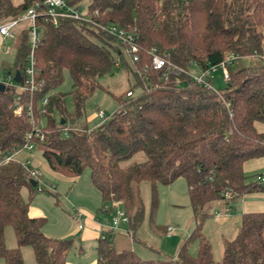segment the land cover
I'll list each match as a JSON object with an SVG mask.
<instances>
[{"label":"trees","instance_id":"trees-1","mask_svg":"<svg viewBox=\"0 0 264 264\" xmlns=\"http://www.w3.org/2000/svg\"><path fill=\"white\" fill-rule=\"evenodd\" d=\"M38 1L0 0V23L18 19ZM65 1L87 20L61 18L56 26L45 16L37 20L41 38L33 57L36 81L43 85L34 95H21L22 103L31 104L34 124L46 121L40 126L44 140H35V148L54 173L76 178L89 170L102 202L122 205L131 231L144 217L140 199L137 203L134 198V185L150 184L154 217L157 186L168 187L182 179L193 213V230L176 259L144 260L133 251L118 252L108 240L100 239L96 264H264V213L241 215L237 234L224 243L220 261L214 259L203 234L214 205L229 207L245 195L264 193V182L258 180L261 174L249 179L243 173L245 162L264 157V134L255 129V123L264 124V0ZM84 1L87 5L82 8ZM21 25L14 64L3 73L18 72L16 85L24 84L30 52L29 28ZM112 26L133 36L136 63L127 57L126 45L107 32ZM153 50L183 72L153 70ZM228 56L237 58L225 64L226 86L221 91L213 90L212 73L206 78L211 88L188 74L191 66L204 71L218 67ZM246 59L252 63L232 67ZM117 70L126 74L130 84L119 96L110 94L117 111L89 130L85 105L96 91L106 92L100 79ZM64 72L72 82L67 95L58 91ZM128 92L132 97L127 98ZM14 96L12 88L0 92V156L22 148L32 130L25 110L15 115ZM66 96L72 101L70 112ZM43 99L46 112L40 115ZM66 126L73 129L68 137L62 134ZM137 154H143L144 161L125 167ZM30 181L21 163L0 167V260L23 264L21 251L29 247L36 264H66L73 241L45 236L46 219L29 216L38 188ZM24 188L27 201L21 194ZM7 227L16 238L12 249L5 245Z\"/></svg>","mask_w":264,"mask_h":264},{"label":"crops","instance_id":"crops-1","mask_svg":"<svg viewBox=\"0 0 264 264\" xmlns=\"http://www.w3.org/2000/svg\"><path fill=\"white\" fill-rule=\"evenodd\" d=\"M19 30L20 29H17L16 32L14 31L15 37L17 36ZM15 37L13 39L0 37V52L6 51V44H4V42L13 41L15 40ZM14 59L15 57H12L11 59L5 60L3 63H0V78L3 76V73L12 68ZM95 119V127H97L98 121L96 117ZM42 123L43 120L40 124L42 125ZM255 129L259 134H264V124L255 123ZM36 150H38L37 147L30 152L20 153L16 157V161L13 163L19 165V163L28 160L31 166L41 172L40 174H42V179H44V181L49 180L55 182L57 184V188L62 190V192H65L66 206L69 208V213L64 214L65 216L62 217L59 216L51 223L48 222L43 228V234L53 239H72L73 249L67 256L66 264H96V254L93 256V260H81L80 258L84 251L83 249H95L97 242L102 237H105V239L111 243L116 251L120 252L129 250L135 252L138 255L136 252L137 246L135 245V231H131L129 224L120 225L118 230H112L111 228L114 211L117 208H122V205L117 203H103L98 191L91 184L89 172H83L82 174L85 176H82L81 174L76 178H67L60 174L54 173L51 171L45 161L43 163L40 162L39 155L32 157V154H35ZM21 154H23L22 159L19 157ZM39 154L42 155V152L40 151ZM20 159L22 161H20ZM243 173L249 179H254L257 175L264 173V157L245 162L243 164ZM180 180L182 179L177 181ZM182 181L183 182H177V184L175 182L166 188L172 189L178 185L180 192H182L183 195L186 194V196H188L186 183L184 180ZM25 189L28 192V189ZM53 197H55L56 204L58 205L59 202L57 197ZM40 198V196L38 198L36 197L30 203L29 216L32 218H44V216H46L48 208L44 205L42 200H39ZM212 213L213 217L206 220L203 225V234L211 243L214 256V250L216 246L220 247L223 252L224 243L235 238L242 214L264 213V193L245 195L244 197L232 202L229 207H225V205L222 203H217L214 205ZM193 227L194 222L192 227L187 230V233L179 239L178 250L174 257L169 258L164 255L162 258L155 259L152 257L144 258L143 256H138L144 260L176 259L181 245L189 237ZM168 228L172 227L168 226L166 228L164 231V236L168 240H171L173 237H175L177 230L172 228L173 232L169 234ZM8 246L9 249H11V247H16L13 245V242H9ZM195 251V247L190 249L191 254H194ZM76 254L79 257H77ZM70 255H73V259L77 261V263H75L74 260L69 262ZM218 256H222V254L218 252ZM214 259L218 260L216 259V255L214 256ZM0 264L2 263L0 262Z\"/></svg>","mask_w":264,"mask_h":264},{"label":"rangeland","instance_id":"rangeland-1","mask_svg":"<svg viewBox=\"0 0 264 264\" xmlns=\"http://www.w3.org/2000/svg\"><path fill=\"white\" fill-rule=\"evenodd\" d=\"M87 2L84 1L81 4L82 8H85ZM82 10V9H81ZM28 26L27 23H23L21 25ZM19 29V26L15 29ZM6 41V51L0 52V63H3L7 59H11L15 57V50H16V41ZM252 62H249L248 59L241 60L233 63L232 67L237 68L241 67L242 65H247ZM201 69L196 66H191L188 70V74L192 79H198L201 77ZM210 80L212 83L213 90L215 92L221 91L226 86V81L223 79L222 71L217 70L211 74ZM101 85L106 89L104 91H96L94 95L87 101L85 105V110L87 114V126L89 130L95 128L96 123V113L97 111L101 110L105 113L106 116H112L118 109L117 104L113 97L119 96L120 94L124 93L128 88L130 82H128V77L122 71H114L113 74L107 75L100 79ZM71 79L68 72H64V81L62 85L58 88V91L61 94L67 95L71 89ZM67 110L70 112L72 109V101L70 96H66L65 99ZM52 116L58 120L59 115L56 112L52 113ZM45 120H43L42 126L45 125ZM35 154H32V157L35 155H39L40 162H44L42 155L39 154L40 150H36ZM38 153V154H37ZM21 159L23 154L19 156ZM20 159V161H22ZM145 157L143 154H137L133 157L130 161L125 162L124 166L127 167L132 163H139L144 161ZM84 172H89L85 170ZM41 173V172H39ZM86 174V173H84ZM82 176H85L82 174ZM40 183L39 187L37 188V193L34 194L31 202L34 198L41 197L39 200H42L44 205L48 208L46 212L47 222H53L59 216H65L64 214L69 213V208L66 206V199H65V192H62L59 188H57V184L53 181H44L42 179V174L40 175ZM177 182H183L182 180ZM176 182V184H177ZM42 189V191H40ZM21 194L24 200H28V192L24 188L21 190ZM133 194L135 201L138 203V198L143 205L144 209V217L143 221L140 226L135 230V239H136V252L139 256L145 257H152L155 259L162 258L165 256L171 258L176 255L178 250V241L181 237H183L187 230L192 227L193 224V213L189 206V199L188 196L183 195L180 192L178 185L175 188L168 189L165 186H157V209L155 212L154 217L151 214V186L148 183H142L140 185L133 186ZM56 196L58 199L59 204H56ZM138 200V201H137ZM188 202V203H187ZM172 227L177 230L175 237L171 240H168L164 235V231L167 227ZM12 240V241H11ZM75 240V239H74ZM9 242H13V245L16 246V238L13 233V230L10 227L5 229V245L9 248ZM15 243V244H14ZM14 247H11V249ZM83 253L81 255V260H93V256L96 254L95 249H83ZM22 258L23 264H36L33 253L31 248L26 247L23 248L22 251ZM218 252L222 254V250L220 247L216 246L214 250V254L216 255L217 261L221 260L222 256H218ZM214 255V256H215ZM77 257H79L76 254ZM92 256V258H91ZM73 259V255L69 256V262ZM2 264L3 261L0 260ZM75 263L77 261L74 260ZM79 262V261H78Z\"/></svg>","mask_w":264,"mask_h":264},{"label":"built area","instance_id":"built-area-1","mask_svg":"<svg viewBox=\"0 0 264 264\" xmlns=\"http://www.w3.org/2000/svg\"><path fill=\"white\" fill-rule=\"evenodd\" d=\"M40 16H45V21H49L52 25L56 26L58 20L61 18L66 19H73L84 21L87 20L79 10L69 7L65 0H40L36 2L31 8H29L25 13H23L18 19H11L6 20L0 23V37L13 39L15 37L14 31L15 29L23 23L28 24L29 28V56L27 59V65L24 69V84L23 85H16L14 82L13 75H3L0 78V84L4 85L5 88L14 89L15 96H14V113L17 116H20L22 112L25 110L27 117H29L30 122L32 124V130L26 135L27 142L23 145L20 149L12 150L6 154L0 156V167H4L16 161V157L23 152H30L35 148V140L39 142H43L44 135L41 132V127L37 126L33 122V112L30 103H22L21 102V95L23 92L28 93L30 95H34L36 92L39 91L40 87L43 85V82L36 81V72L37 69L35 67L34 62V49L36 44L39 42L41 38V32L39 27L37 26V20ZM107 32L115 36L121 44L126 45V55L129 58L132 64L138 61V46L134 42V38L131 34H126L122 30L116 27H110L107 29ZM151 67L153 70H162L167 68L170 72L177 75L182 70L178 69L177 67L173 66L167 59L165 55H159L154 50L151 51ZM237 57L235 56H228L221 65L214 68H209L201 73V77L198 79H193L198 84H203L206 88H211V86L206 82V78L211 74L214 73L217 69H220L223 74V78L227 79V72L225 68V64H230L231 62L235 61ZM127 98L132 97V94L128 92L126 94ZM47 101L43 99L39 103V113L40 115H44L45 105ZM96 118L98 121V125L103 124L107 121L108 116L101 110L97 111ZM69 126H66L62 129V134L64 137H68L70 131H72ZM21 166L26 174V176L36 182V185L39 187L40 183V173L37 169L31 166L30 162L27 160L21 163ZM258 180L260 182H264V173H262ZM118 204V203H117ZM122 224H129V219L125 212L121 208H117L114 211V215L112 217V230H118L120 225ZM173 232L172 228H168V233L171 234ZM101 239H105L102 237Z\"/></svg>","mask_w":264,"mask_h":264},{"label":"water","instance_id":"water-1","mask_svg":"<svg viewBox=\"0 0 264 264\" xmlns=\"http://www.w3.org/2000/svg\"><path fill=\"white\" fill-rule=\"evenodd\" d=\"M14 82H16V83L19 82V73L18 72L15 73ZM5 90H6L5 86L0 84V92H4ZM61 124H64V121H62ZM30 183L32 184L33 187L36 186V182L35 181L31 180Z\"/></svg>","mask_w":264,"mask_h":264}]
</instances>
